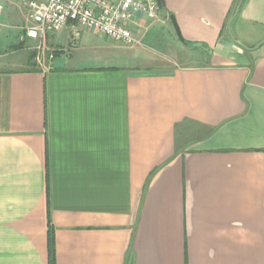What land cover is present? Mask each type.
Wrapping results in <instances>:
<instances>
[{"label": "crops", "instance_id": "1", "mask_svg": "<svg viewBox=\"0 0 264 264\" xmlns=\"http://www.w3.org/2000/svg\"><path fill=\"white\" fill-rule=\"evenodd\" d=\"M240 2L160 0L133 46L69 24L56 69L0 0V264H264V0Z\"/></svg>", "mask_w": 264, "mask_h": 264}, {"label": "built area", "instance_id": "2", "mask_svg": "<svg viewBox=\"0 0 264 264\" xmlns=\"http://www.w3.org/2000/svg\"><path fill=\"white\" fill-rule=\"evenodd\" d=\"M27 11L30 24L25 38L35 40L36 62L48 68V62L57 58V52L48 48L50 33L62 31L75 24L109 36L124 46H133L138 39L132 24L139 16L156 21L160 15V0H19ZM3 6L0 4V11Z\"/></svg>", "mask_w": 264, "mask_h": 264}, {"label": "water", "instance_id": "3", "mask_svg": "<svg viewBox=\"0 0 264 264\" xmlns=\"http://www.w3.org/2000/svg\"><path fill=\"white\" fill-rule=\"evenodd\" d=\"M242 2L243 0H241L240 4L238 5L237 9H236V12H235V15L236 16L238 14V12L240 11V8H241V5H242ZM66 65V57H57L55 60H54V67L56 69H60V68H64Z\"/></svg>", "mask_w": 264, "mask_h": 264}, {"label": "rangeland", "instance_id": "4", "mask_svg": "<svg viewBox=\"0 0 264 264\" xmlns=\"http://www.w3.org/2000/svg\"><path fill=\"white\" fill-rule=\"evenodd\" d=\"M161 62V64L163 65V66H165V67H168V68H171V67H173V66H175V62H174V60L173 59H171V58H168V59H163L162 61H160ZM37 63V62H36ZM37 65V64H36Z\"/></svg>", "mask_w": 264, "mask_h": 264}, {"label": "trees", "instance_id": "5", "mask_svg": "<svg viewBox=\"0 0 264 264\" xmlns=\"http://www.w3.org/2000/svg\"><path fill=\"white\" fill-rule=\"evenodd\" d=\"M57 52V51H56ZM58 54V53H57Z\"/></svg>", "mask_w": 264, "mask_h": 264}]
</instances>
